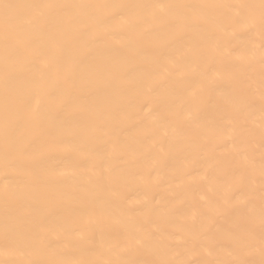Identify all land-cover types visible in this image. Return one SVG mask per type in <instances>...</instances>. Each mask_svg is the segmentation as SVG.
Here are the masks:
<instances>
[{"label": "bare ground", "instance_id": "bare-ground-1", "mask_svg": "<svg viewBox=\"0 0 264 264\" xmlns=\"http://www.w3.org/2000/svg\"><path fill=\"white\" fill-rule=\"evenodd\" d=\"M260 3L0 0V264H264Z\"/></svg>", "mask_w": 264, "mask_h": 264}, {"label": "snow or ice", "instance_id": "snow-or-ice-1", "mask_svg": "<svg viewBox=\"0 0 264 264\" xmlns=\"http://www.w3.org/2000/svg\"><path fill=\"white\" fill-rule=\"evenodd\" d=\"M2 7L5 10L11 9L13 7H21L20 5H11V4H3ZM33 7H37V8H51L53 7V5H37V6H33ZM156 7L160 8L161 10L165 7L163 5H157ZM241 7H247V6H241ZM260 9H261V15H260V23H261V28L262 30H264V0H261L260 3ZM31 19H26L23 21V23H31ZM3 24H4V35L5 38L7 39L10 35L15 33L16 30V23L14 21V18L10 15H8L7 11L5 13L4 16V20H3ZM262 87V96H264V83H262L261 85ZM262 148H264V145H262ZM261 189L262 191H264V167H262L261 169ZM261 226L264 227V199H262L261 201ZM136 243L138 245L142 244V241L137 240ZM262 245H264V240H262ZM28 264H31V262H28ZM124 264H130V262H124ZM155 264H168V262L166 261H159V262H155ZM216 264H237V262H221L218 261L216 262Z\"/></svg>", "mask_w": 264, "mask_h": 264}]
</instances>
